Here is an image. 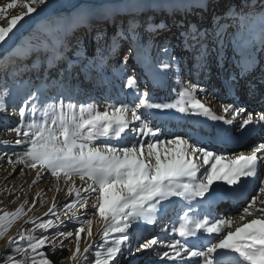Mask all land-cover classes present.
I'll return each mask as SVG.
<instances>
[{
	"label": "rangeland",
	"instance_id": "1",
	"mask_svg": "<svg viewBox=\"0 0 264 264\" xmlns=\"http://www.w3.org/2000/svg\"><path fill=\"white\" fill-rule=\"evenodd\" d=\"M13 2L14 0H0V8L5 10L0 12V27H7L8 19L23 13L25 9L21 5L28 0H15L17 7L9 9L7 5ZM66 11L70 13L64 25L67 28L65 44L69 47L67 59L72 56L73 62L70 65L61 62L52 70L48 69L51 79H47L41 74V70L37 71L38 64L33 63L35 54L39 53L37 46L30 44L24 35L37 25H41L42 30L50 32L44 24L45 20L56 13ZM133 17L137 19L135 24L138 21L137 28L131 25ZM126 21L128 24H125ZM120 24L122 27L128 25L130 31H126V28L123 30L124 33H120L118 29ZM151 28L156 30L153 40L151 36H146L145 32ZM190 29L192 32L199 29L201 35L190 38ZM131 37H136L141 44L139 45L136 39L131 41ZM80 40L81 43H79ZM109 42H112V45H109ZM57 45L59 47L58 43ZM135 46H138V49ZM202 55L203 59H201ZM38 56L40 57V54ZM244 57L245 64L242 60ZM15 58H20L18 60H20L21 69L30 65L29 68L32 72L35 70V73L28 77L22 71L13 78L5 66L15 61ZM96 61L99 64L104 63V69H101ZM249 62H255V69L245 70ZM86 66L95 70L88 73ZM1 75L6 80L0 88V99L5 102V110L0 111V141L12 143H0V215L4 212H14L21 205L24 206V214L0 239V264H13L14 261L32 264L31 256H36L37 260L40 259L37 253L31 252L30 241L20 239L21 234L37 239L46 236L47 245L39 251L43 252L48 260H50L48 253L66 248L70 256L59 264H90L97 252L103 254L112 246H118L120 252L111 264H151L150 261L162 260L159 257L163 252L168 251L164 246L168 243L180 241L184 246H193L192 250L195 251L205 250L206 246H210L209 241L218 242L217 238L201 242L200 237L206 233L198 234L196 238H190L187 241L182 240L179 235L171 236L172 233L178 234L181 218L185 213L193 219L232 220L233 227L226 229L223 235H226L228 231L234 232L236 227H243L244 223L249 222L248 219L261 218L257 213L243 221L240 219L244 208L259 192V187L264 182V170L250 182L249 187H253L254 190H249L246 198L235 200L229 185H227L228 190L214 193L216 199L220 200L218 206L212 205L214 198L212 199L211 196L212 202L209 204L212 206L210 207L207 206L208 196L204 199L207 204L202 200L198 202V207H193L194 201L189 203L174 197L167 201L166 209H161L162 205H157L158 211L153 214L158 215L162 212L160 219L164 220V225L159 226L155 232L150 231L145 234L139 232L145 221L138 220L133 223L128 233L111 234L105 242L101 239L104 222L91 207L96 201V193L87 194L83 191L89 183L87 180L82 181L79 176H73L65 182L63 177L57 179L46 170L33 169L19 161L9 163L8 150L16 149L27 140L25 137H18L12 131L14 125L11 123L19 118L18 113L21 107L28 105L26 121H39L43 119L40 113L47 105L63 102L75 105L77 110L81 106L94 105L101 112L109 106H127L130 110H137L143 122L158 134L159 140L168 141L179 136L202 151L212 152L215 156L222 157L221 165L228 164L241 155H251L259 146L258 144L264 143V122L259 130L253 134L250 132L251 139H247L250 142L244 141L242 146L236 145V142L240 143L236 140L238 135L244 139V135L239 131L240 125L234 129L236 131L234 134L228 131L224 134L218 132L221 136L215 137L216 141L224 137V140L232 141L229 144H233V147L229 146L227 151H212L203 147L206 143L203 136L212 134L211 130H207L209 128H203L204 134L198 136L200 141L193 143L190 139H197L196 132L199 130L190 134L185 122L176 124L177 122L174 121L178 117L176 114L164 113L160 110L154 112V109L137 106L139 99L146 96L152 103L161 101L184 104L186 108L189 105L186 102L187 97L181 98L183 100L179 103V92L184 91L185 86H190L196 89L193 93L195 99L209 108L216 117L224 115V107L229 108V106L237 111L243 109L239 120L246 119L250 111L254 120L264 115V108L263 110L256 108L253 106L254 101L248 102L245 97L247 93L250 94L253 81L256 84L253 91L257 90L255 94L264 93V0H47L46 5L40 6L36 13L14 30L10 39L0 43ZM129 79L135 82L134 88L130 89L127 86ZM28 82L31 85H28ZM24 85L28 88L23 91ZM12 100H17V104L11 105L9 101ZM31 105L37 107V112L29 116L27 113L30 112ZM200 111L195 112L193 109L192 113L200 116L203 122L210 123L212 117L204 119ZM176 127L184 132L176 134ZM132 135L131 132L128 133L126 137L128 142L135 143L139 140L146 145L157 139L153 136L136 134V140H132ZM17 139H21L22 143L17 145L15 143ZM201 140L204 142L203 145L200 143ZM118 143L112 141L113 145ZM28 146L30 145L26 144L24 149ZM97 146H102L101 142ZM199 162L202 164V159ZM211 163H215V160L201 167L197 174L198 179L203 178L201 173H204L205 167L210 169ZM261 167L264 168V165ZM38 174L39 180H37ZM34 180L37 182L33 183ZM232 187L231 190L244 192L238 188V185ZM73 188L81 191L79 198L74 192L71 196L69 195V191ZM81 201H86V206L82 207ZM70 203H76V208L64 207ZM231 203L233 207L230 208ZM260 206L262 205L258 201L256 207ZM53 207L55 215L49 213V209ZM45 213L49 214L45 215ZM49 219L57 227L48 231L36 227V224L47 222ZM87 221H91V225ZM80 227L85 228V231L81 233V251L75 259H72L76 250L75 233ZM89 228L92 232L91 237L87 234ZM69 232L73 233V236L68 239L60 235V233L66 235ZM9 234L11 237L7 238ZM125 236L126 240H124ZM147 238L157 239L158 244L151 250L136 252V248ZM12 240H15V243L9 244ZM117 240H123V243L117 245ZM89 244L93 247L85 253L83 250ZM52 245H55L54 250ZM100 245L105 246V250H96ZM24 249L28 251L25 252ZM159 249H162L160 254H155ZM130 250L134 254L130 255ZM136 258L138 260H135ZM195 261L193 264H203L202 257H196ZM183 262L189 264V259H181L177 264ZM51 264L54 263L51 262Z\"/></svg>",
	"mask_w": 264,
	"mask_h": 264
},
{
	"label": "snow or ice",
	"instance_id": "2",
	"mask_svg": "<svg viewBox=\"0 0 264 264\" xmlns=\"http://www.w3.org/2000/svg\"><path fill=\"white\" fill-rule=\"evenodd\" d=\"M46 3L47 0H28L23 3L21 6L25 11L8 19L7 27H0V43L10 39L14 30ZM7 7L16 8L15 0ZM4 11L0 8V12ZM189 35L191 38L199 37L201 34L199 29L195 32L190 29ZM203 58L202 55L201 59ZM127 86L130 89L134 88L135 82L129 79ZM195 91V88L185 86V90L179 92V96L188 98L189 107L200 109L205 115L210 114V109L193 96ZM27 107L26 104L19 109L21 122L12 129L18 137L22 135L27 138L23 142L30 145L24 152L26 159L19 162L33 169L46 170L57 179L63 177L65 182L73 176H79L82 181L87 180L89 183L83 191L87 194L96 193V201L91 207L104 222L101 239L105 242L111 234L128 233L133 223L138 220L154 223L152 214L158 211L157 205H162L171 198L179 197L189 203L197 198L204 200L206 196L210 197L215 193L213 185L217 181L229 186L238 185L243 178L256 177L258 165L264 164V143L260 144L251 155H241L227 165H221L222 157L202 151L179 136L168 141L159 140L158 134L143 122L137 110H130L127 106H109L101 112L94 105L81 106L77 110L71 103L60 102L47 105L40 113L43 119L25 123ZM137 107L176 108L181 113L187 111V108L178 104L149 102L146 96L139 99ZM4 110L5 102L0 99V111ZM224 111L229 114L235 113L233 120L243 114V109L237 111L234 108H225ZM36 112L37 107L31 105L27 115H35ZM212 118L221 119L216 116ZM224 122L230 124L232 121ZM255 122H264V115L256 117L255 120L252 115H248L246 119L240 121L239 131L243 134L247 127ZM129 132L133 134L132 140H136V134L153 136L157 139L146 145L139 140L131 143L126 140ZM97 141H100L102 146H97ZM112 141L119 143L113 145ZM0 143L12 142L0 141ZM15 143L19 145L22 140L17 139ZM201 159L202 164L199 162ZM212 160H215V163H211L210 169L205 167L204 173H201L203 178L198 179L197 174L201 167L209 165ZM8 162L12 163V160L9 158ZM39 178L38 174L37 180ZM73 192L77 198L81 196L79 189H71L69 195L71 196ZM262 197H264V182L261 183L259 192L244 208L240 219L243 221L257 213L261 218L251 219L250 222L244 223L243 227H236L234 232L228 231L226 235L223 233L233 227L232 220L193 219L185 213L179 225V237L187 241L201 233H206L208 236L214 234L218 242L209 241L210 246H206L205 250L195 251L192 250L193 246H184L180 241L168 243L164 246L170 251L163 252L159 258L175 261L202 257L203 264H264V199ZM258 201L261 207H256ZM86 204V201H81L82 207ZM54 207L49 209V213L53 215H55ZM64 207L75 209L76 203ZM23 214L24 206L21 205L14 212H4L0 215V239ZM87 223L91 225L92 222L87 221ZM36 227L48 231L57 225L49 219L47 222L36 224ZM84 231L85 228L80 227L75 233L76 250L72 259L80 254L81 233ZM87 234L89 237L92 236L90 228ZM60 235L68 239L73 233L69 232L66 235L60 233ZM20 239L30 241L31 252L40 256L39 260L36 256H31L32 264H51L45 254L39 251L47 245L46 236L37 239L21 234ZM126 239L125 236L124 240ZM13 243L15 240L9 241V244ZM121 243L123 240L116 241L117 245ZM157 244V239H147L136 248V252L151 250ZM52 247L54 250L55 245ZM92 247L93 245L89 244L83 251L87 253ZM16 251L19 252L20 249ZM24 251L27 252L28 249ZM119 252L118 246L108 248L103 254L97 252L90 264H111ZM129 254L134 253L130 250ZM13 264H23V262L14 261Z\"/></svg>",
	"mask_w": 264,
	"mask_h": 264
},
{
	"label": "bare ground",
	"instance_id": "3",
	"mask_svg": "<svg viewBox=\"0 0 264 264\" xmlns=\"http://www.w3.org/2000/svg\"><path fill=\"white\" fill-rule=\"evenodd\" d=\"M255 67V64H252V67L250 68L251 70L253 69ZM250 69H247V70H250ZM255 69V68H254ZM261 77H262V74L260 75ZM257 78V77H256ZM258 79V78H257ZM257 79H255V80H257ZM254 80V79H253ZM255 81H253V83L251 84V90H250V94H246L245 95V97L247 98V101L248 102H250V100L249 99H256V100H254V105H256V106H260V107H264V93L261 95V94H255V92L257 91H253V89L256 87L255 85V83H254ZM250 85V84H249ZM263 86H264V84H263ZM262 96V97H261ZM183 99H181V97H179V103L182 101ZM186 102H187V104H189V102H188V98H186ZM259 102V103H258ZM263 102V103H262ZM158 104H171V103H168V102H161V101H159V102H157ZM183 106H184V104H182ZM253 105V106H254ZM187 108V111L186 112H183V113H181V112H179L176 108H171V109H154V112H157L158 110H160V111H163L164 113L165 112H167V113H171V114H176L178 117L174 120V121H176L177 123L176 124H178V123H182V122H185V124H187V130L190 132V134L193 132V131H197V130H199L198 132H196L198 135H197V139L196 138H194V139H190L191 140V142H193V143H195V142H199L200 140L198 139V136L200 135V134H204L203 133V131H204V129H207V128H209V129H207V130H211V133L213 134H207V135H205V136H203L204 137V139H206L205 141H204V139H203V141L204 142H206L204 145L202 144V143H204L202 140H201V145H203V147H205L206 149H208V150H212V151H220V150H222V151H227V150H229L228 149V147H229V145L230 144H225V142H224V137H222V139L221 140H217L216 141V138L215 137H219V136H221L218 132H220V131H217L218 129H222L223 128V130H224V132H220V133H228V132H232L233 134H234V132H236V131H234V129H236L239 125H240V121L241 120H239V118L242 116H239V117H237L235 120H233V116L235 115V113H231V114H229V113H225V111L223 112V114L224 115H222V116H218V117H220L221 119H213L212 118V120H211V122L210 123H207V122H203V120L201 119V117L200 116H197L196 115V113H192V111H193V108L191 109V107H189V105L186 107ZM224 108H226V107H224ZM229 108H230V106H229ZM231 108H232V106H231ZM192 110V111H191ZM195 110V112L197 111L198 112V110H200V109H194ZM148 111V110H147ZM153 111V110H152ZM201 112V114L203 115V117H204V119L205 118H208V117H213L214 115H213V113H212V111L210 112V114H208V115H205L204 113H203V111L201 110L200 111ZM249 115H252V112L250 111V113H249ZM216 116V115H215ZM169 119H172V118H169ZM225 120H229V121H232L228 126H227V124L224 122ZM255 123H257V122H255ZM179 125V124H178ZM227 126V127H221V126ZM255 126H256V124H255ZM231 127V129H233V130H231V129H229ZM257 127V126H256ZM180 128V127H179ZM204 128V129H203ZM250 130V128L249 127H247V129L245 130V132L243 133V135H244V141L245 142H250V140H247V139H251V137H250V132L253 134L254 132H255V130H256V128H254L253 129V131H249ZM226 131H228V132H226ZM174 133H175V130L173 131ZM184 131L183 130H179L177 127H176V134H179V133H183ZM207 132V131H206ZM241 133V132H240ZM256 134V133H255ZM218 139V138H217ZM244 141L242 142V144L240 145V146H242L243 144H244ZM97 144H100V141H97ZM190 144V143H189ZM222 165H227V164H225V163H223ZM264 164H261V165H258V167H257V175L259 176L262 172H263V170H264V168H262L261 166H263ZM203 173V172H202ZM257 176V177H258ZM253 178L254 177H249V178H243L242 180H241V183L240 184H238V188L240 189V190H242V191H245L246 190V185H249L250 184V182H252V180H253ZM254 186H255V182H254V184H253ZM213 188L215 189V192H219V191H224V189H227L228 190V186L227 185H225V184H223V182L222 181H217L216 182V184H214L213 185ZM233 187L231 186L230 187V190L232 189ZM252 191L254 190V188L252 187V189H251ZM235 193H237V195L238 194H241L240 193V191H234ZM243 193V192H242ZM220 193H218V195H219ZM233 195V194H232ZM232 199V198H231ZM235 200H238L237 198H235ZM204 201H206V200H204ZM198 202H202V200L201 199H199V200H194V206L193 207H198ZM212 202V199L209 197L208 198V200H207V203H208V205H209V207L210 206H212V205H210L209 203H211ZM226 202H228V201H226ZM213 204V203H212ZM167 205H168V202L167 201H165V202H163V204H162V207H161V209H166V207H167ZM193 205V204H192ZM216 205V204H215ZM237 206V205H236ZM236 206H234V208H236ZM231 207H233V205H232V203H231V205H230V208ZM261 207V206H260ZM157 213V212H156ZM162 213V212H161ZM160 212H159V214L158 215H155V214H152V218L155 220V222L154 223H146L145 222V224L143 225V228L144 229H146V228H150L152 225H155V226H157L158 224H159V226H162V225H164V220H161L160 219V214H161ZM256 215V214H255ZM161 220V221H160ZM248 221L250 222V220L248 219ZM161 224V225H160ZM177 227H178V225H176ZM142 227V226H141ZM159 228V227H158ZM158 228L156 229V230H158ZM152 232H155V230H153ZM170 235V234H169ZM171 236H174V237H177L178 236V234H174V233H172V235ZM171 236H169V237H171ZM11 237V234H9L8 236H7V238H10ZM181 238V237H180ZM147 239H152V238H147ZM147 239H145L143 242H146V240ZM182 239V238H181ZM190 239V238H189ZM206 239H208V241L209 240H211V239H216V237H215V235L213 234V236L211 237V236H208V235H202L201 237H200V240H201V242H206L207 240ZM166 240L168 241V237L166 238ZM165 240V241H166ZM183 240V239H182ZM142 242V243H143ZM168 249V248H167ZM160 251H162V249H159V250H157L156 252H155V254H157V255H159L160 254ZM168 251H170V249H168ZM157 255L155 256V257H157ZM135 260H138V258H136ZM142 260V259H141ZM163 261H165V263H162ZM179 262V260H172V261H169L168 259H164V260H157V261H150V263L151 264H177ZM193 262H196L195 261V258H192V259H190L189 260V264H193ZM148 263H149V261H148ZM199 264H201V263H199Z\"/></svg>",
	"mask_w": 264,
	"mask_h": 264
},
{
	"label": "trees",
	"instance_id": "4",
	"mask_svg": "<svg viewBox=\"0 0 264 264\" xmlns=\"http://www.w3.org/2000/svg\"><path fill=\"white\" fill-rule=\"evenodd\" d=\"M69 15H70V13L68 11H66V12L56 13L53 16H49V18H47V20H45L44 24H45V26H47V28L50 30V32L42 30V27H40L41 25H37V26L31 28L30 30H28L26 32V34L24 35L25 39H27V41L30 44L37 46V51H39V53L35 54V58L33 60V63L35 62L38 64L37 71L41 70V74L44 76V78L51 79L49 77L50 76L49 71L52 70L53 68H55V66L57 64H60V62H62V57H61L60 52L68 51V47L64 43V39H65L66 33H67V28L64 25L66 24V21L69 19ZM136 20H137L136 17H133L131 20V25H135V28L138 27V24H137L138 21L135 24ZM126 28L122 27L121 25L118 26V29H120L119 30L120 33H124L123 30H125V29H126V31L129 30L128 27H126ZM147 31H148V33H152L151 38L153 39V35H155L156 30H152V28H151V30L147 29ZM134 38L131 37L132 41L134 40ZM56 41L59 44L60 48H58ZM81 42L82 41L80 40L79 43H81ZM109 45H112V42L109 43ZM95 52L97 53V51H95ZM39 54H40V57L38 56ZM97 55H98V53H97ZM18 59H20V58H15V61L10 60L11 62L6 64V66H5L8 68V72L11 73V76L13 78L17 77L18 74L22 73V71H24V74L28 77L33 75V73H35V70L32 72L31 68H29L30 65H27L23 69H21L20 68V60H18ZM40 65H42V66H40ZM100 65H101V67L103 66L102 68H104V66H105L104 63H101ZM39 67H41V69H39ZM48 69H50V70H48ZM71 73H72V70H71ZM5 80L6 79L3 78L1 75L0 76V88L3 84V82H5ZM28 85H31V83L28 82ZM27 88H28V86L24 85L23 91L26 90ZM9 102L11 105L17 104V100H12ZM0 121H1V119H0ZM12 122L13 123H11V124H13L14 127H17V126H19V124L21 122V118L19 117L18 119H15ZM27 122H29V120H27V121L25 120V123H27ZM25 145L26 144H21L20 146H17L16 149L8 150V152L10 153L8 156V159L10 158L12 160V163L26 159V157L24 156ZM105 248H106L105 246L100 245L97 247L96 250L103 251V250H105ZM48 255H49L48 256L49 259L54 264H59L63 260L67 259L68 256H70L69 252L66 248L60 249V250L53 252V253H48Z\"/></svg>",
	"mask_w": 264,
	"mask_h": 264
}]
</instances>
